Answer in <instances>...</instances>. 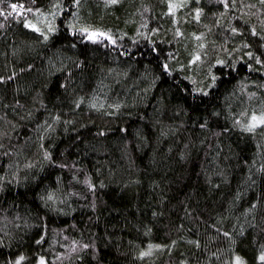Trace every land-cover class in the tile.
Listing matches in <instances>:
<instances>
[{
    "label": "trees",
    "instance_id": "trees-1",
    "mask_svg": "<svg viewBox=\"0 0 264 264\" xmlns=\"http://www.w3.org/2000/svg\"><path fill=\"white\" fill-rule=\"evenodd\" d=\"M262 21L260 0H0V264H261Z\"/></svg>",
    "mask_w": 264,
    "mask_h": 264
},
{
    "label": "snow or ice",
    "instance_id": "snow-or-ice-1",
    "mask_svg": "<svg viewBox=\"0 0 264 264\" xmlns=\"http://www.w3.org/2000/svg\"><path fill=\"white\" fill-rule=\"evenodd\" d=\"M117 2H118V0H106V5H108V4H115ZM219 2L221 4H223V6H224L225 9L229 8L230 6L235 7V0H232L231 5L229 3V0H219ZM74 3H77L78 4L79 3V0H74ZM260 3L261 4H264V0H260ZM58 6H59L58 4H54L53 5V8L55 9ZM10 7L13 10H15L17 7H23V6L22 5H17V4L14 3V4H11ZM171 8H172V5H170V9H169L170 11H171ZM29 11H31V9H29ZM35 11L39 12L40 10L39 9H35ZM195 11L197 13L196 19L199 20V13L202 11V9L197 8ZM73 15H75V13ZM221 15H223V13H221ZM262 22H264V21H262ZM217 23L219 24L220 21L218 20ZM24 24H25L26 27L31 28V29H34L37 32H40L44 36V39L45 40L48 39L47 33L41 32V29L39 27H37L36 24L30 23L27 20L24 21ZM54 31H55V26L52 23H49L48 24V32H54ZM80 31H82L85 34H87L90 39H95L96 35H105V33L100 32L99 30L90 31L89 28H82V29H80ZM231 32L233 34H238L240 32V29L233 26V27H231ZM251 32H252V35H254V36L259 35L260 36V39L262 41H264V35H261L260 33H258L257 32V29L254 26L252 27ZM177 35H180L179 29H177ZM109 39H111V37H109ZM244 46L247 47L248 46L247 43H245ZM261 46L264 47V44H262ZM201 47H203V44H201ZM233 51H235V49ZM247 55L249 57H251L253 55V53L252 52H248ZM199 59H200L199 55H196V56L193 57V61L199 60ZM256 60H257V63H264V61H262L260 59V57H256ZM190 63H191V61H190ZM215 63L216 64H223L224 61L221 60V59H217ZM164 67H165L166 70H168V65L167 64H165ZM210 76H211V81L207 84L206 88L205 87L195 88L194 91H204L207 94V89H210L213 86V84L215 83V81H216V77H215L214 74H211L210 73ZM2 79H4V78L3 77H0V80H2ZM92 106L95 107V104H93ZM241 115H243V113H241ZM257 125H264V112H261L259 115L254 112L251 115V118H250L249 122L247 124H242L241 126L244 127L245 130H247V131H252V130L255 129V127ZM44 155H45V158H48L49 157V154L47 152H45ZM89 186L92 187V185H89ZM41 198L42 199H46L47 201H52L55 198V194L53 192H49L47 194V197L46 198L45 197H41ZM253 207H255V205H253ZM223 234L226 237L230 235L228 232H224ZM172 243L175 244V241H173ZM196 243H197V245L199 244V242H196ZM83 247L84 248H88L89 245L85 244V245H83ZM153 247H155V248H161L162 245H158V244L157 245H154V246L153 245H150L148 251H141L139 255L141 257H144L146 255H150L151 254V251L150 250ZM22 259H23V256L18 257L17 260H16V262H15V264H20V261ZM257 259L261 262V264H264V251H261L259 253ZM38 264H44V258L43 257H40ZM231 264H245V262H244V260H243V258L241 256L234 255L233 256V259L231 261Z\"/></svg>",
    "mask_w": 264,
    "mask_h": 264
}]
</instances>
